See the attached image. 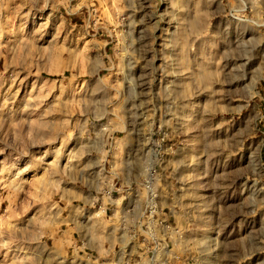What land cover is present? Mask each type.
Masks as SVG:
<instances>
[{"label": "rangeland", "instance_id": "rangeland-1", "mask_svg": "<svg viewBox=\"0 0 264 264\" xmlns=\"http://www.w3.org/2000/svg\"><path fill=\"white\" fill-rule=\"evenodd\" d=\"M0 264H264V0H0Z\"/></svg>", "mask_w": 264, "mask_h": 264}]
</instances>
